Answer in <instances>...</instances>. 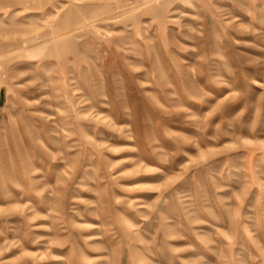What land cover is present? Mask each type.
<instances>
[{
    "label": "rangeland",
    "instance_id": "rangeland-1",
    "mask_svg": "<svg viewBox=\"0 0 264 264\" xmlns=\"http://www.w3.org/2000/svg\"><path fill=\"white\" fill-rule=\"evenodd\" d=\"M0 264H264V0H0Z\"/></svg>",
    "mask_w": 264,
    "mask_h": 264
}]
</instances>
